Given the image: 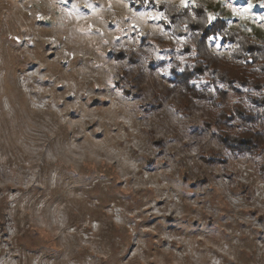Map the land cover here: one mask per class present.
Here are the masks:
<instances>
[{
    "label": "rangeland",
    "instance_id": "374dc122",
    "mask_svg": "<svg viewBox=\"0 0 264 264\" xmlns=\"http://www.w3.org/2000/svg\"><path fill=\"white\" fill-rule=\"evenodd\" d=\"M185 3L209 53L264 40V0H0V264H264V158L173 80Z\"/></svg>",
    "mask_w": 264,
    "mask_h": 264
},
{
    "label": "trees",
    "instance_id": "16d2710c",
    "mask_svg": "<svg viewBox=\"0 0 264 264\" xmlns=\"http://www.w3.org/2000/svg\"><path fill=\"white\" fill-rule=\"evenodd\" d=\"M190 6L191 9L189 6L181 8L175 17H185L183 25L187 34L184 31L181 34L191 40L188 50H192V57L189 68H184L173 80L183 92L207 99L210 107L207 124L219 130L221 141L227 148L264 158V128L256 129L261 114L244 103L245 99L252 98L254 105L264 104V40L247 32L225 29L222 33L226 36L224 39L233 43L229 56L211 54L205 43L209 29L208 10L202 3ZM194 17L203 18V21L196 22ZM171 23L177 27V21ZM221 24L223 20L216 18L215 26L224 29ZM229 91L230 97L235 96L232 103L226 102ZM214 109L217 112H213Z\"/></svg>",
    "mask_w": 264,
    "mask_h": 264
},
{
    "label": "snow or ice",
    "instance_id": "6c2138e0",
    "mask_svg": "<svg viewBox=\"0 0 264 264\" xmlns=\"http://www.w3.org/2000/svg\"><path fill=\"white\" fill-rule=\"evenodd\" d=\"M185 6H187V4L185 3ZM213 19H215V17L213 16V17H210V19H209V23H211V20H213Z\"/></svg>",
    "mask_w": 264,
    "mask_h": 264
}]
</instances>
